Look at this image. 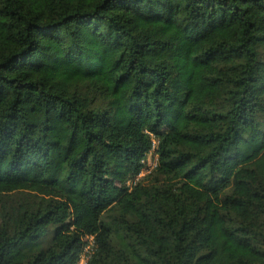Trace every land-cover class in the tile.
<instances>
[{
	"label": "trees",
	"instance_id": "16d2710c",
	"mask_svg": "<svg viewBox=\"0 0 264 264\" xmlns=\"http://www.w3.org/2000/svg\"><path fill=\"white\" fill-rule=\"evenodd\" d=\"M0 198V264H264V0H0Z\"/></svg>",
	"mask_w": 264,
	"mask_h": 264
},
{
	"label": "built area",
	"instance_id": "2783aa9c",
	"mask_svg": "<svg viewBox=\"0 0 264 264\" xmlns=\"http://www.w3.org/2000/svg\"><path fill=\"white\" fill-rule=\"evenodd\" d=\"M157 143H158V140L156 138L152 137L151 149L148 152V154L146 155L145 160H143V167H142L140 173L135 177V179L128 182L129 185L130 184L134 185L139 180L140 177H142L143 175L146 176V175L150 174V172L156 168L157 159H158L157 154H156ZM150 158L154 159V160L152 161V160H150ZM147 161H150V162L147 163ZM84 241H85V246H84L83 251L79 257L77 264H87L91 255L93 254V250H94L93 237H85Z\"/></svg>",
	"mask_w": 264,
	"mask_h": 264
},
{
	"label": "rangeland",
	"instance_id": "374dc122",
	"mask_svg": "<svg viewBox=\"0 0 264 264\" xmlns=\"http://www.w3.org/2000/svg\"><path fill=\"white\" fill-rule=\"evenodd\" d=\"M113 139H114L113 129H112V128H109V130H108V140H109V141H112ZM150 160L153 161L154 159H151V158H150ZM149 162H150V161H147V163H149ZM152 171H153V170H152ZM152 171H151V172H152ZM151 172H150V173H151ZM148 175H149V174H148ZM143 176H144V175H143ZM143 176L140 177L139 180H140V179H143V178L146 177L147 175L144 176V177H143ZM128 186H132V185H131V184H130V185L128 184ZM1 204H2V201H1V198H0V207H1ZM0 222H1V216H0Z\"/></svg>",
	"mask_w": 264,
	"mask_h": 264
}]
</instances>
